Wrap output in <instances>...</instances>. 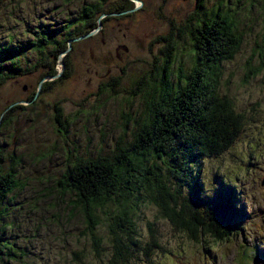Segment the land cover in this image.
I'll list each match as a JSON object with an SVG mask.
<instances>
[{
    "label": "trees",
    "instance_id": "obj_1",
    "mask_svg": "<svg viewBox=\"0 0 264 264\" xmlns=\"http://www.w3.org/2000/svg\"><path fill=\"white\" fill-rule=\"evenodd\" d=\"M14 1L7 0L10 4ZM138 1L144 3V0ZM103 2L94 0L83 9L84 15L79 18L69 15L63 22L55 21L51 25H46L41 19L38 24L37 16L32 27L26 24V35H20H32L34 41H18L12 37L5 44H0V87L7 78L32 72L21 67L29 66L28 57L24 54L29 49H35L40 57L34 70L39 66H47L51 70L41 80L56 76L58 72L56 67L54 70V64L56 66L60 54L69 50L68 40H75L77 35L84 36L98 27L99 18L95 15L100 13ZM212 2L214 0H198L196 15L200 17L198 13L201 12L204 19L200 21L202 26L199 31L194 24L184 23L176 29L172 28L171 36L163 40L162 56L159 53L151 60L149 70L129 92V98L124 100L130 109L135 101L139 102V107L128 115L122 114L121 123L117 124L120 134L116 139L110 138L95 154L90 147H86L87 157L83 158V146V152H80L77 141H71L65 135L63 160L54 187L51 179L39 177L42 169L35 165L45 159L49 164L54 150L61 146H54L49 153L41 144L35 152L38 155L34 152L29 154L33 163H25L24 155L12 153L7 171L1 166L4 162L0 159V264H8V257L21 261L26 253L25 249L16 246L20 244L18 238L22 235L14 237L11 232L21 229L22 220L18 215L21 211L26 212L22 200L41 181H44L46 196L52 197L50 206L56 204L58 212L63 213L51 219L62 223L64 219L69 221L74 215H79L85 226L83 234L90 245L89 248L79 249L77 255L73 254L75 264H92L88 261L90 256L98 260L97 264H132L139 260L143 249L140 223L144 219L145 206L156 208L159 217L163 216L189 239L201 243L206 238L211 239L208 245L211 250L214 246L225 248L235 230L236 233L240 230L235 222L228 221V224L223 218L225 214L222 212L226 211L223 200L226 197L220 198L215 191L210 193L199 177L188 176L187 170L181 167L191 162L202 168L207 160L223 155L242 133L249 112H238L234 99L224 92L223 76L227 64L237 59L246 39L250 38L247 32H252V29L246 30L245 26L251 27L258 22V15L252 18L256 10L263 16L264 37V5H259L260 0ZM2 3L3 0H0V10ZM79 23L84 25L77 27ZM0 27L6 35L15 29L12 24L9 27L0 24ZM62 38L64 40L60 41ZM51 56L54 58L52 67L46 64L45 59ZM67 56L70 59V52ZM254 56L264 59V38L252 47V55L247 60L249 71L258 69L254 73L257 74L264 71V64L256 69L249 67ZM189 60L193 64L188 69L190 77L196 76L193 80L186 77L185 68ZM183 83H191V86L184 87ZM113 97L116 99L118 95ZM27 101L33 107L36 94ZM263 103L259 106L262 111ZM257 105L250 111L253 118L259 117ZM68 126L62 125L66 132ZM260 149L263 150L264 146ZM2 153L7 156L9 152L0 146ZM84 160H87L88 166L77 170V164ZM47 201L49 203V199ZM30 209L28 218L37 219L38 207L32 204ZM47 221L42 219L39 222L37 232L49 226ZM147 226L152 237L155 229L148 222ZM101 230H104L105 236L99 235ZM155 243V239L150 244L148 242L144 250L150 253L155 248L159 249L160 246ZM85 251L90 255L87 256Z\"/></svg>",
    "mask_w": 264,
    "mask_h": 264
},
{
    "label": "rangeland",
    "instance_id": "obj_2",
    "mask_svg": "<svg viewBox=\"0 0 264 264\" xmlns=\"http://www.w3.org/2000/svg\"><path fill=\"white\" fill-rule=\"evenodd\" d=\"M62 1L66 2L16 0L10 4L3 0L0 24H7V27L12 24L15 29L8 31L6 35L0 27V44H5L4 42L12 37L18 41H34L32 35H20H25L28 30L26 24L32 27L37 21V16L38 24L41 19L46 25H51L55 21L63 22L69 15H77L79 18L84 15L83 9L94 3V0H69L66 3ZM197 4L198 0H144V3L138 0H104L100 13L95 15V18H99L98 27L84 36L77 35L75 40H68L69 50L60 54L59 60L56 59V66L54 64L57 75L43 80L41 79L51 70L49 71L47 66H39L34 70L40 57L35 49L27 50L24 54L28 57L29 66L21 67L31 69L32 72L7 78L0 87V146L9 152L7 156L0 154L4 171L9 169L6 167L10 166L9 155L12 153L24 155L25 163H33L29 154L34 152L38 155L35 152L41 144L46 149L45 152L49 153L54 150V146H61L60 149L54 150L51 156L53 160H49V164L48 159H45L35 165L42 169L39 177L43 176V180L51 179L54 187L56 174H60L59 165L63 160L65 135H68L71 141H77L80 152H85L83 158L87 157L86 147H90L95 154L110 138L116 139L120 134L117 124L121 123L122 114L128 115L139 107V102L135 101L130 109L124 100L129 98V92L135 89V84L140 82L149 70L151 60L159 53L162 56L161 50L165 47L163 40L171 36L172 28L176 29L179 25L187 23L194 24L197 31L201 29L200 21L204 19L201 12L198 13L200 17L196 15ZM262 4L264 5V0H260L259 5ZM257 15L258 22L251 27L245 26L246 30L252 29V32H247L250 38L246 39L237 59L227 64L223 76L224 92L234 99L240 114L243 110L249 114L247 121L244 120L242 133L231 148L223 155L207 160L201 168V181L210 193L220 187L222 182L229 181H237L239 189L243 181L242 173L255 164L256 156L260 158V148L264 146V111L259 108L262 101L264 102V71L254 74L258 70L256 68L264 64V59L260 56L251 59L249 67L256 69L254 72L249 71L247 62L252 55V47L256 42L261 43L264 38L263 16L256 10L252 18L255 19ZM25 19H28V22H24ZM82 25L84 23H79L77 27L81 28ZM18 27L20 29H17ZM21 31L23 33H20ZM79 31L84 32L82 29ZM63 40L64 38L60 41ZM69 52L70 59L67 56ZM45 59L46 64L52 67L53 56ZM192 65L189 60L185 68L189 80L196 77H190L191 72L188 69ZM182 86H191V83H183ZM35 94L36 103L31 107L27 99ZM114 94L118 95V98L115 99ZM256 104L259 117L253 118L250 111ZM13 107L15 109L12 111ZM57 116H60V119H56ZM63 124L69 125L67 132L63 129ZM131 140L133 141L134 137ZM190 163L181 168L187 170L188 176L194 177L199 165ZM87 166V160L81 161L77 164V170ZM225 174L227 175L224 176ZM44 187V181L37 182L22 200L26 207V212L21 211L18 215L22 226L19 231L11 232V235H22L18 238L20 244L16 246L25 249L26 253L21 261L8 257V264H75L72 261L73 254L77 255L79 249L89 248L90 243L83 234L85 226L79 215H74L69 221L64 219L62 223L51 219L54 216H62L63 213L58 212L56 204L50 206L53 203L52 197L46 196ZM53 195L56 196V193ZM186 195L185 193L184 196ZM250 200L254 202V208L250 207L254 233H236L235 230L225 245L231 244L233 240L236 245L229 248L227 253L223 250L213 252L208 247L211 241L209 238L202 243L189 239L186 234L174 229L163 216L159 217L156 208L143 207L144 219L140 223L143 249L142 254L139 253L140 261L136 259L132 264H237L244 249L242 245L252 247L256 244L255 238L264 242V186L260 181L251 190ZM32 204L38 207L37 219L28 218ZM223 213L226 220L228 212ZM46 216L50 217L51 221L48 222ZM42 219H45L49 226L37 232V225ZM147 222L155 229L152 237L149 236ZM99 233L100 236L106 235L104 230ZM154 239L160 248L147 253L144 248ZM255 252L257 262L251 264H264V256L259 252V248ZM84 253L90 255L88 251ZM88 261L92 264L98 263L93 256H90Z\"/></svg>",
    "mask_w": 264,
    "mask_h": 264
},
{
    "label": "bare ground",
    "instance_id": "obj_3",
    "mask_svg": "<svg viewBox=\"0 0 264 264\" xmlns=\"http://www.w3.org/2000/svg\"><path fill=\"white\" fill-rule=\"evenodd\" d=\"M223 202L225 203L226 211L228 212V214L226 215V219L228 221L240 223L242 222V220L248 219V216L251 214V210L249 209L248 204L242 201L241 199L238 200V199H232L231 197H226L224 198ZM258 248H259V252L262 254V256H264V246L262 245V243L259 244Z\"/></svg>",
    "mask_w": 264,
    "mask_h": 264
},
{
    "label": "clouds",
    "instance_id": "obj_4",
    "mask_svg": "<svg viewBox=\"0 0 264 264\" xmlns=\"http://www.w3.org/2000/svg\"><path fill=\"white\" fill-rule=\"evenodd\" d=\"M235 224H236V223H235ZM237 228H239V226H238ZM239 229H242V228H239ZM239 229H238V230H239Z\"/></svg>",
    "mask_w": 264,
    "mask_h": 264
}]
</instances>
